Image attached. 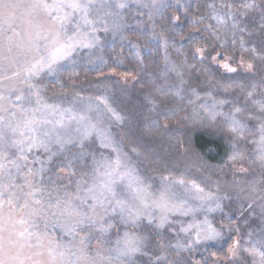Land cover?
<instances>
[{
  "label": "snow or ice",
  "instance_id": "obj_1",
  "mask_svg": "<svg viewBox=\"0 0 264 264\" xmlns=\"http://www.w3.org/2000/svg\"><path fill=\"white\" fill-rule=\"evenodd\" d=\"M95 5L96 0H51V3L49 0H0V47L7 45L9 53L15 49L24 55L34 54V62L23 69V82L27 83L30 96H35L37 105L31 109L24 108L22 104L31 102L30 96H25L19 89L9 90L10 107L0 104V113L7 114L0 115V264H136L137 255H149L144 251L147 238L135 230L143 218H147L151 224L153 210L159 209L160 226H163L170 212L179 211L187 215L192 211L187 199L174 188L177 184L187 188L183 179L153 190V185L147 183L135 167L126 162L127 154L114 145L106 132L95 124L81 125V122L88 121V117L67 116L68 121H76L81 126L75 130V136L62 135L60 130L66 127L64 113L71 112V109L61 110L58 105L43 102L37 86L30 83L33 77L39 76L45 69L52 72L56 63L68 57L77 45L91 47L90 34L82 32V27L90 28L95 38V24L99 22L106 25V17L115 14L111 11L97 12L96 19H90ZM100 7L111 5L108 0H104ZM126 7L125 0H116V9ZM210 7L218 22L224 23L223 18L216 14L215 5ZM223 7L228 9L226 14L233 17V25L236 26L239 23L235 19L236 13L245 16L258 5L256 0H243L239 8L234 9L232 4ZM37 10H43L58 27L44 29L36 24L34 16ZM261 12V18L264 19V6ZM173 19L178 21L179 17ZM69 25L74 29L71 35ZM104 30L107 31V28ZM244 43L241 39L240 47L247 52L249 49L244 48ZM195 51L202 59L208 56L216 63L224 61L221 66L228 72L237 71L230 66L235 53L225 55L215 48L208 51L201 47ZM251 51L254 53L256 50L253 48ZM244 63L241 55L240 64ZM247 67L251 69L253 65L249 63ZM13 76L19 77L20 72H14ZM7 79L0 77V80ZM192 92L198 100L199 95L194 89ZM12 95H15V102L11 100ZM246 96L252 98L254 91L247 92ZM98 99L116 120H122L115 110L108 107L106 99ZM3 100L5 96L0 93V101ZM188 102L194 104L195 100ZM226 103L214 100L211 105L201 104L200 108L211 120L223 118L234 141V149L241 141L250 139V143L255 146V159L264 165V100H252L255 111L240 106H233L229 112L217 111V105ZM41 105L50 109L49 116L59 114L61 119L53 121L39 115L42 112ZM13 109L22 115L17 116V111ZM249 122H253L255 131L249 127ZM93 131L100 141V147H111L114 157L103 154L97 156L95 151L89 150L90 146L86 142ZM33 150H43L46 159L34 156L29 163V154ZM243 157V152L234 151L229 160L235 162ZM85 160L91 161V171L81 173L78 179H74L77 177L76 164ZM36 164L40 166L37 168ZM46 171L52 175L46 176ZM239 171L247 173L248 169L241 167ZM191 185L197 193H203L204 189L195 181ZM257 191L260 193L259 198L264 200V187L257 189L253 183L252 192ZM197 198L211 199L212 195ZM252 206L249 204L248 208ZM216 207L220 205L217 203ZM208 211L213 209L209 208ZM117 217L127 230L122 235L118 233L113 243L106 236L116 227L109 220ZM57 226L61 229L59 237L53 235ZM226 228L231 231L230 225L214 226L207 217L202 221H194L181 229L185 233L194 230V239L187 244L177 243L174 247L191 250L194 244L222 239ZM65 236L70 239L65 240ZM93 240H96L95 245ZM257 243L260 247L253 244L245 251L260 257V264H264V240ZM160 247L164 245L161 243ZM239 247L240 241L237 240L228 249L230 255L236 256ZM161 261L171 264L167 256L155 257V264ZM194 264H199V261Z\"/></svg>",
  "mask_w": 264,
  "mask_h": 264
},
{
  "label": "rangeland",
  "instance_id": "obj_2",
  "mask_svg": "<svg viewBox=\"0 0 264 264\" xmlns=\"http://www.w3.org/2000/svg\"><path fill=\"white\" fill-rule=\"evenodd\" d=\"M101 2L103 1L96 0L90 19L95 20L97 12H105L100 7ZM49 3H51V0H49ZM174 17L176 16H171V22L179 25V20L173 19ZM34 22L44 29L58 27V24H55L43 10H37ZM74 23L75 21H73ZM101 24L99 22L95 24V38L92 37L90 28L82 27L81 29L82 32H89L91 47L77 45L68 57L56 63L52 72L45 69L39 76L33 77L30 83L37 86L43 102L48 105H58L61 110L71 109V112L64 113L66 127L61 129L64 130V132H61L62 135L66 136L67 129L75 131L77 127L84 123L95 124L98 129L106 132L110 138H112L113 129H117L115 135L119 134L122 140L119 149L122 153L127 154L126 162L135 167L138 174L147 183L153 185V190L178 179H183L186 182L187 188L178 184L174 185V188L178 194L187 199L188 206L192 211H189L187 215L179 211L170 212L167 222L163 226H160L161 212L159 209L153 210L154 219L151 224L148 223L147 218H143L135 230L147 238L144 251L149 255H137L135 258L136 264H155V256H167L171 264H187L185 260L179 259V253L175 255L177 257L172 256L170 249H173V251L181 250L184 253L188 252L189 264H194L199 249L209 244L222 243L228 232H233V242L230 247L234 245L235 241H240L238 254L231 256L227 251L226 261H216V264H260V257L253 256L245 251V249L251 248L253 244L258 247L257 240L252 236L251 224L248 222V216L256 214L252 208L257 209L256 211L264 215V200L259 198V191L252 192L253 183L257 189L264 187V181L260 177L264 173V165H261L255 159V152L253 151L255 146L250 143V139L241 141L236 149H232V154L234 151L243 152V159L235 162L228 160L218 167L206 163L192 147V131L189 127L195 120H211L207 113L200 108L201 104H205L206 98H202L201 94L196 92L200 97L197 100L196 96L193 95L192 87H184L187 85L184 79L182 80L184 83H181L180 86L177 85V87L168 84L167 86L155 85L154 89H150L149 84L159 74H147L145 71L147 67H144L146 62L139 60L133 52L130 54L126 51V44L128 43L130 46L132 44L129 43L128 37L125 36V42L113 45L117 37L113 35L111 41L102 43V33L105 25ZM144 26L147 25L141 24L140 28L145 29ZM73 30L72 26L69 25V35ZM135 41H140V38L137 37ZM6 48L7 45L0 47V77H8L9 79L0 80V93L5 96V100L0 101V104L10 107L8 104L10 89L22 90L25 96H30L27 83L23 82V69L34 62V54L24 55L15 49L12 53H9ZM195 50L191 53V60L196 62L195 64H199L203 59ZM243 58L244 64H240V56L235 57L230 62V66L237 69L236 72L226 71L221 66L224 61L220 63L212 61V65L218 66L223 74L253 73V67L251 69L247 67L249 63L253 65V60ZM112 64L117 66L130 64L135 72L133 74L111 72L93 76L94 72L108 68ZM197 68V74H199L201 68ZM14 72H20V76H13ZM189 85H192V83L189 82ZM35 90L33 89V91ZM135 91L142 92V96L144 95L142 102L136 101L131 96L128 97V94ZM15 94H19V92ZM255 96L260 100H264V87L255 92ZM98 98L106 99L108 107L115 110L122 117V120H116L105 105L100 103ZM173 98L179 102H176ZM185 99L195 100V103L191 104L189 114L185 113L186 109L181 103ZM11 100L15 102V95L11 96ZM30 100L31 102L25 101L22 106L30 109L37 107L35 96H30ZM41 107L42 112L39 115L53 121L61 119L59 114L49 116L50 109L43 108L42 105ZM76 107L80 109V112L76 110ZM13 110L17 111V116L22 115L17 109ZM0 115L7 114L0 113ZM69 115L77 118L84 115L89 119L78 125L76 121L67 120L66 117ZM249 127L255 131L253 122H249ZM86 143L93 146V150L97 154L109 152L110 156L114 157L115 155L111 147H100V141L95 131ZM54 148L55 146L53 151ZM34 156L42 160L46 159L43 150H33L29 154V163L32 162ZM81 164L79 163V165ZM39 166V164H36L37 168ZM241 167L248 169L247 173L240 172ZM77 168L78 166H76ZM45 175H52V173L46 171ZM165 177L168 179L164 180ZM192 181H195L204 189L203 193H197L192 188ZM209 194L212 195L211 199L200 200L197 198L198 196L207 197ZM217 203L220 205L219 208L216 207ZM249 204L253 205L251 209L248 208ZM209 208H212L213 211H208ZM204 209L208 211L207 214L211 213L213 215L212 218H208L207 214L204 213ZM205 217L217 227L221 224L230 225L231 231L226 228L222 239L194 244L190 251L186 248H175L174 246L177 243L187 244L195 236L194 230L185 233L181 229L194 221H202ZM114 223L116 227L110 239L113 243L118 233L122 235L127 230L120 223L118 217L114 219ZM258 223H262L264 226V218L259 217ZM41 227H43V223H41ZM150 230H157L163 236L169 234V246L166 245V240H158L155 237L156 232L152 233L151 231L149 236L148 232ZM53 235L55 236L54 233ZM64 239L67 240V237L65 236ZM161 243L164 245L163 248L160 247ZM160 264H165V262L161 261Z\"/></svg>",
  "mask_w": 264,
  "mask_h": 264
},
{
  "label": "trees",
  "instance_id": "obj_3",
  "mask_svg": "<svg viewBox=\"0 0 264 264\" xmlns=\"http://www.w3.org/2000/svg\"><path fill=\"white\" fill-rule=\"evenodd\" d=\"M101 1L104 2V0ZM125 2L127 7L124 9L115 8L116 0H108L111 7H102L105 12L115 13L106 17L108 22L104 25L107 31L104 30L102 33V43L111 41L113 35L117 36L113 45L125 42V36L128 37L129 43L132 44L131 46L126 44V51L130 54L133 52L139 60L146 62L144 67H147L145 69L147 74H159L149 84L150 89H154L155 85L167 86L168 84L177 87L184 79L187 82L184 87H192L195 92L201 94L202 98H206L205 104L211 105L214 100L227 101L228 103L224 105H217L219 112H229L233 106L246 107L248 110L255 111L252 100H260L255 96V92L264 87V19L261 18V7L264 6V0H256L258 7L249 10L245 16L236 13L235 19L239 22L236 26L233 25V17L226 14L228 9L223 6L232 4L234 9L239 8L243 0H125ZM211 5H215L216 14L223 18L224 23H219L214 17ZM172 15L179 17V25L171 22ZM141 24L147 25L144 26L145 29L140 28ZM241 29L244 30L241 31ZM217 35L219 39H217ZM137 37L140 38V41H135ZM241 39L245 42L244 48L249 51L245 52L241 49ZM233 40L236 41L235 44L232 43ZM197 47H204L208 51L215 48L216 51H223L226 55L235 53L236 58L241 55L250 58L253 60V73L223 74L218 66L212 65V60L208 56L203 58L199 64H195L196 62L191 60V53ZM253 48L256 50L254 53L251 51ZM212 54L215 55V52ZM195 66L201 68L199 74H197L198 68ZM111 72L133 74L135 69L130 64L124 66L112 64L108 68L94 72L93 76ZM189 82L192 85H189ZM249 91H254L252 98L246 96ZM130 96L141 102L144 98L142 92L139 91L131 92L128 94V97ZM117 99L120 101L118 97ZM173 99L179 102L177 99ZM188 101L185 99L181 103L186 109L185 113L189 114L191 104ZM76 110L80 112L78 107ZM189 127L192 131H190L192 147L206 163L218 167L229 160L234 141L231 134L228 133L222 117H217L216 120H195ZM115 130L113 129L111 139L114 145L120 148L122 140L119 134L115 135L117 129ZM60 131L64 132V130ZM67 134L75 136L76 132L67 129L65 135L68 136ZM88 145L90 146L89 150L94 151L93 146ZM72 151L76 150L72 149ZM100 154L110 156L109 152H101L97 156ZM76 166H78L77 177L74 179H78L81 173L91 171L90 160H85L81 165L77 163ZM260 177L264 181V173ZM64 182L67 183V181ZM252 210L256 213L248 216V222L253 231L252 236L257 241L264 240V226L262 223H258V218H264V215L256 211L257 209L252 208ZM206 212L208 211L204 209V213ZM207 216L212 218L213 215L208 213ZM109 223L115 224L114 219L109 220ZM114 230L115 228L110 230L106 236L109 241ZM151 231L152 233L156 232L155 237L158 240H166V245L169 246V234L163 236L157 230H150L149 236ZM53 233L57 237L60 236V227L57 226ZM232 233L228 232L222 243L209 244L199 249L194 262L216 264V261H226L227 251L233 242ZM67 239L70 238L67 237ZM92 243L96 244V240H93ZM156 248L159 250L157 246ZM170 250L172 256L177 257L175 255L179 253V259L185 260L187 264L190 263V258L187 257L188 252Z\"/></svg>",
  "mask_w": 264,
  "mask_h": 264
}]
</instances>
